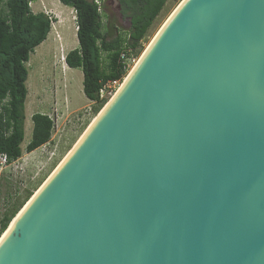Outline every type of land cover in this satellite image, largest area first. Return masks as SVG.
I'll return each mask as SVG.
<instances>
[{
  "label": "water",
  "instance_id": "1",
  "mask_svg": "<svg viewBox=\"0 0 264 264\" xmlns=\"http://www.w3.org/2000/svg\"><path fill=\"white\" fill-rule=\"evenodd\" d=\"M0 264H264V0H182Z\"/></svg>",
  "mask_w": 264,
  "mask_h": 264
},
{
  "label": "trees",
  "instance_id": "2",
  "mask_svg": "<svg viewBox=\"0 0 264 264\" xmlns=\"http://www.w3.org/2000/svg\"><path fill=\"white\" fill-rule=\"evenodd\" d=\"M31 1L35 0H7L6 8L0 9V153H7L11 160L20 158L23 152L29 92L26 63L35 48L47 39L54 21L46 12H34ZM167 1L119 0L120 15L129 20L130 26L123 30L108 25L104 30L102 12L94 0H61L76 12L79 41L78 47L67 52L65 62L69 67L82 69L83 91L88 99L101 105L107 101V97L100 98V89L109 80H122L128 72L122 54L138 55L142 51L143 39ZM104 52L107 67L103 64ZM32 120L34 127L27 152L49 142L54 128V120L48 113L35 112ZM19 208L4 215L0 236Z\"/></svg>",
  "mask_w": 264,
  "mask_h": 264
},
{
  "label": "rangeland",
  "instance_id": "3",
  "mask_svg": "<svg viewBox=\"0 0 264 264\" xmlns=\"http://www.w3.org/2000/svg\"><path fill=\"white\" fill-rule=\"evenodd\" d=\"M181 1H167L147 31L142 51L138 55L134 53L136 62ZM6 2L0 0V9L6 8ZM32 9L34 12H47L54 21L47 39L35 48L26 63L29 92L25 104L27 121L25 138L21 144L23 152L18 161L4 173L0 183V219L15 207H20L18 213L21 211L115 93L110 92L102 105L91 101L83 91L82 69L69 67L65 62L67 52L79 45L74 8L63 4L61 0H35ZM101 12L104 30L108 25H116L123 30L129 28L130 22L120 15L117 0H105ZM103 64L104 67L108 65L105 52ZM98 106L99 111L96 110ZM35 112L48 113L54 120V128L49 142L27 152L26 146L32 138L34 127L32 115Z\"/></svg>",
  "mask_w": 264,
  "mask_h": 264
},
{
  "label": "built area",
  "instance_id": "4",
  "mask_svg": "<svg viewBox=\"0 0 264 264\" xmlns=\"http://www.w3.org/2000/svg\"><path fill=\"white\" fill-rule=\"evenodd\" d=\"M94 1L97 3L99 10L102 11L103 3L105 0H94ZM32 5H33V1L30 2L31 8H32ZM122 61H123L122 63L124 64V67L127 70H129L132 67V65L136 62L134 53L132 52L123 53ZM121 82H122L121 79L109 80L108 82H106L100 89V93H99L100 98L101 99L106 98L108 94L112 91L116 92V89H118L119 86L122 84ZM0 110H2L1 105H0ZM18 159L11 160L7 153H0V183L2 181L4 173L7 171V169L10 166L15 164L18 161ZM3 217L0 219V227H1V222H2Z\"/></svg>",
  "mask_w": 264,
  "mask_h": 264
},
{
  "label": "bare ground",
  "instance_id": "5",
  "mask_svg": "<svg viewBox=\"0 0 264 264\" xmlns=\"http://www.w3.org/2000/svg\"><path fill=\"white\" fill-rule=\"evenodd\" d=\"M172 14V13H171ZM168 19V18H167ZM165 23V22H164ZM39 190V189H38ZM37 190V191H38ZM36 191V192H37ZM31 200V199H30ZM29 200V201H30ZM29 201L26 203V205L29 203ZM25 205V206H26ZM25 206L21 209V211L13 218V220L11 221V223H10V225H9V227L6 229V231L3 233V235L0 237V240H1V238L6 234V232L11 228V226H12V224L14 223V221H15V219L17 218V216L22 212V210L25 208Z\"/></svg>",
  "mask_w": 264,
  "mask_h": 264
},
{
  "label": "flooded vegetation",
  "instance_id": "6",
  "mask_svg": "<svg viewBox=\"0 0 264 264\" xmlns=\"http://www.w3.org/2000/svg\"><path fill=\"white\" fill-rule=\"evenodd\" d=\"M117 2H118V10L120 12V2H119V0H117Z\"/></svg>",
  "mask_w": 264,
  "mask_h": 264
},
{
  "label": "crops",
  "instance_id": "7",
  "mask_svg": "<svg viewBox=\"0 0 264 264\" xmlns=\"http://www.w3.org/2000/svg\"><path fill=\"white\" fill-rule=\"evenodd\" d=\"M26 121H27V119H26ZM26 121H25V124H26Z\"/></svg>",
  "mask_w": 264,
  "mask_h": 264
}]
</instances>
